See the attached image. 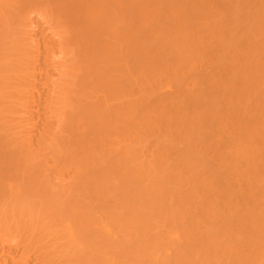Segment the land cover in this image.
<instances>
[{"label":"bare ground","instance_id":"bare-ground-1","mask_svg":"<svg viewBox=\"0 0 264 264\" xmlns=\"http://www.w3.org/2000/svg\"><path fill=\"white\" fill-rule=\"evenodd\" d=\"M0 264H264V0H0Z\"/></svg>","mask_w":264,"mask_h":264}]
</instances>
